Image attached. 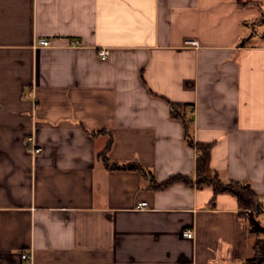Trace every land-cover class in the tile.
Instances as JSON below:
<instances>
[{"label": "crops", "instance_id": "0c3cea01", "mask_svg": "<svg viewBox=\"0 0 264 264\" xmlns=\"http://www.w3.org/2000/svg\"><path fill=\"white\" fill-rule=\"evenodd\" d=\"M171 102L264 226V0H0V264L252 257L259 234L235 195L196 184ZM176 174L193 183L152 186Z\"/></svg>", "mask_w": 264, "mask_h": 264}, {"label": "trees", "instance_id": "16d2710c", "mask_svg": "<svg viewBox=\"0 0 264 264\" xmlns=\"http://www.w3.org/2000/svg\"><path fill=\"white\" fill-rule=\"evenodd\" d=\"M171 115L177 118H180L185 125V133L187 140L191 144H195L196 147L200 150V155L197 161V176H196V184L198 186L210 185L214 188V197H216L219 193H231L235 195L239 200V205L241 209H243L242 214L245 215L251 225V230L259 234V237L256 240V244L254 247V255L250 258H247L244 264H264V226L260 223V221L256 218L261 211V203L259 201L257 193L252 189L249 183L230 180L228 182H223L220 179V176L217 172L211 169L210 167V150L211 144L205 143H195L194 138L191 132V124L192 119L187 118V114L185 113V105L181 103H170ZM109 146L103 151V158L105 160V164L108 168H118L121 167L119 164L112 163L107 157ZM124 167L128 168H138L142 169L139 163L130 162L124 165ZM183 181L185 183H193L189 177L183 174H176L172 177L158 182L156 180L152 181V186L156 189H161L169 184Z\"/></svg>", "mask_w": 264, "mask_h": 264}, {"label": "built area", "instance_id": "2783aa9c", "mask_svg": "<svg viewBox=\"0 0 264 264\" xmlns=\"http://www.w3.org/2000/svg\"><path fill=\"white\" fill-rule=\"evenodd\" d=\"M38 43H39V45H42V46L51 45L50 39H48L46 37H41L39 39ZM187 43L198 45V41L197 40H189V41H187ZM99 54L102 57H106L109 54V50L107 48H103V49H101L99 51ZM29 150L33 151L34 153H38L41 150V148L37 147V145L35 143H33V140L30 139V141H29ZM146 205H147V202H140L139 203L140 207H144ZM262 205H263V208H264V197L262 198ZM183 235L188 237V238H192L194 236V231L192 229H190V228H186L183 231ZM22 257H23V259L30 260L32 256H31V254L29 252L25 251V252L22 253Z\"/></svg>", "mask_w": 264, "mask_h": 264}]
</instances>
